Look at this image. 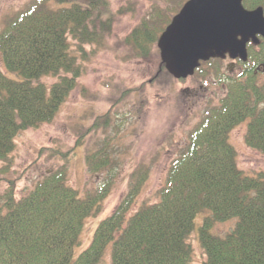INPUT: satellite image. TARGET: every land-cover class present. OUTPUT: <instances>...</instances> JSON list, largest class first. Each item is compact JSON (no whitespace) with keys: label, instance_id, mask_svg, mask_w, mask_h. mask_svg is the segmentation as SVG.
<instances>
[{"label":"trees","instance_id":"1","mask_svg":"<svg viewBox=\"0 0 264 264\" xmlns=\"http://www.w3.org/2000/svg\"><path fill=\"white\" fill-rule=\"evenodd\" d=\"M242 4L261 7L264 14V0ZM110 14L107 0H31L6 21L0 29L5 69L0 66V160L13 151L20 131L53 120L89 58L85 46H100L109 35ZM170 20L156 30L141 23L126 41L146 57ZM247 51L245 62L235 60L245 70L226 77L224 96L206 110L171 159L157 202L130 211L148 176L146 168H136L124 197L98 222L88 246L73 256L85 220L100 211L112 188L115 158L103 143L84 156L88 172L103 173L101 183L85 195L67 183L64 165L20 198L10 190L4 194L0 264H100L107 248L112 264H191L188 237L196 215L205 210L209 213L198 229L203 264H264V173L243 172L229 141L230 132L245 122V144L264 153V39L248 43ZM211 61L223 59L201 62L196 70ZM160 66L152 80L174 79L161 60ZM82 142L77 139L76 146ZM230 219L235 224L226 234L212 232L216 222Z\"/></svg>","mask_w":264,"mask_h":264},{"label":"rangeland","instance_id":"2","mask_svg":"<svg viewBox=\"0 0 264 264\" xmlns=\"http://www.w3.org/2000/svg\"><path fill=\"white\" fill-rule=\"evenodd\" d=\"M185 1L107 0L112 18L110 33L100 46H85L90 55L81 64L76 86L52 121L20 131L13 151L5 160H0V204L9 190L20 198L46 173L62 165L66 166L67 183L83 196L103 178L102 172H88L84 156L88 149L98 150L106 143L112 159L115 158L112 188L100 211L85 220L74 257L88 246L98 222L124 197L129 175L136 168H146L148 176L130 211L158 201V191L165 182L171 159L187 142L190 131L206 110L224 96L226 77H237L245 70L239 62L225 58L221 62L205 63L185 79L168 81L158 76L152 80L161 69L156 41L149 44L145 57L139 53L140 48L136 52L135 43L126 40L141 23L156 30ZM30 2L0 0V29ZM69 41L72 45L73 41ZM0 66L5 71L1 62ZM52 81L53 78H47L49 84ZM99 117L98 127L88 132ZM245 130L244 122L229 134L237 166L251 175L264 173V153L245 144ZM77 139L83 140V144L76 146ZM207 212L196 215L195 228L188 237L193 253L191 264L205 261L198 229ZM234 224L235 219L216 222L212 232L224 235ZM100 264H112L109 248Z\"/></svg>","mask_w":264,"mask_h":264},{"label":"water","instance_id":"3","mask_svg":"<svg viewBox=\"0 0 264 264\" xmlns=\"http://www.w3.org/2000/svg\"><path fill=\"white\" fill-rule=\"evenodd\" d=\"M264 39L261 7L247 9L242 0H187L157 40L159 56L174 78L192 75L210 58L246 61L247 44Z\"/></svg>","mask_w":264,"mask_h":264}]
</instances>
